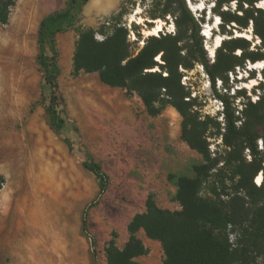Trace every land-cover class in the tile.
<instances>
[{
    "label": "rangeland",
    "instance_id": "1",
    "mask_svg": "<svg viewBox=\"0 0 264 264\" xmlns=\"http://www.w3.org/2000/svg\"><path fill=\"white\" fill-rule=\"evenodd\" d=\"M19 1L11 11L9 23L0 26V35L5 38L4 41L0 39V121L7 114L13 98H19L23 95L22 93H25V88L33 83L36 85L35 98L33 96L29 102L24 100L26 104L14 108V112L22 114V118H25L24 114L40 110L46 103V93L41 94L44 69L38 60L39 26L47 15L55 11L53 9L58 7L63 9L68 0H37L36 3L33 0H26L21 6ZM94 2L95 0H89L77 13L74 26L68 29L66 34L61 33L56 38L58 63L61 70L57 81V93L62 101L60 109H63V113L61 117L65 120V127L61 134L68 139V143L72 146L71 151L67 146L66 149L69 156L73 157V165H68V167L63 165L58 171L59 179L63 178L64 181L71 182L70 188L65 189L63 182L62 190H58L56 199L51 203L43 201L42 208L44 210L43 217L46 214L51 222L55 220V217L60 216L61 210H70L72 213L70 223L89 245V263L107 264L105 248L108 243L114 240L119 248L124 247L130 238L128 224L136 214L145 212L146 201L150 195L154 196L158 207L170 211L180 210V205L176 200L177 178L180 176L193 178L195 176L194 166L201 164L203 160L182 140L183 120L173 107H167L158 117H151L147 114L138 95L128 96L124 89L110 88L104 85L98 74L81 73L78 77L72 75L73 55L79 31L82 30L94 29L98 31L97 40L102 41L104 35L101 34V31L110 34L113 26L120 23L128 28L131 50L136 53L143 45V42L137 38V32H141L146 37L145 32L156 26V20H153L152 16H160L165 11H170L165 19H157L164 23L161 34L183 37L185 40L182 46L186 47L189 43L191 26L184 18L180 17L179 6L170 0H119L114 7L101 11L93 4ZM186 2L194 17L201 19L205 13L206 25L211 24V28H214L212 35L206 31L209 37H213L210 40L206 39L202 33L206 48L209 47L211 50L215 47L218 37L230 39L236 37L238 32L250 35V40H248L250 51L257 50L261 46L260 39L253 33L252 24L249 29L241 30V32L232 30L233 36L228 33L223 34L220 15L214 12L216 0H206L204 9L201 7L202 0H192L193 5L189 0ZM254 7L264 9V0H258ZM198 8H200L199 11H197ZM230 8L235 11L236 4L232 3ZM138 9H140V14L137 17L144 19L142 24H138L137 21L131 22V16ZM228 9L227 6L223 8L224 11ZM122 11L123 16L120 18L119 15ZM35 17V28L32 30L28 22ZM218 20L220 23L217 22ZM227 29L231 31L229 27ZM17 42L33 44L30 59L27 57L26 59L24 54L19 52L20 48L16 45ZM69 44L70 46H68ZM66 46L71 50L68 64L63 63ZM186 52L187 50H184L183 54ZM211 52L208 51V55L212 63L215 57H210ZM46 56L48 58L51 56L49 49L46 51ZM12 63L16 64L14 67L19 70L26 69L28 65L32 67V76L26 78L21 87L14 81V78H9L3 72V68L11 67ZM180 70L184 75L182 83L191 92V97L195 99L200 120L208 122L206 137L212 157L220 159L218 166L205 182L201 196L206 200L227 202L229 199L227 194H223L219 199L213 192V189L220 187L219 180L221 178L219 175L221 174L220 176L224 177L226 192L234 195V184L229 180L232 170L231 168L225 169L223 166L224 158L230 149L224 145L222 136L219 134L224 132L222 104L214 96L213 86L201 64H196L193 70L183 68ZM263 72L264 69L262 71L253 69L251 63L248 62L246 66L236 68V72L229 75L230 80L227 86L218 81L216 89L219 93L228 95L233 107L237 111H241L243 101L250 100L255 103L259 97L264 95ZM255 82L258 85L250 88ZM7 83L8 86H5ZM1 89L8 91L5 94ZM9 122L12 125L9 128L10 138L15 134L19 135V129L23 127L25 120L13 122V119H9ZM261 132L264 134V128L261 129ZM258 147L261 151L258 161H262L264 166V149L261 140L258 142ZM16 154L25 156L28 153L24 149H19ZM248 155L245 150L243 158L247 164L253 160V157L249 158ZM88 158L100 163L103 171L108 175L109 186L101 196L96 177L83 167L84 160ZM219 171L222 172L219 173ZM254 183L257 185L256 179H254ZM70 192H72L71 197ZM239 195L243 197L244 193H239ZM246 199V206L251 216L264 202L263 194L259 196L258 205H254L251 200ZM93 203L96 204L91 207ZM84 217L86 229L83 226ZM243 226H229L227 230L229 235H234L235 247H238L236 240L240 237ZM137 236L149 249V254L140 257L138 262L141 264H163L164 253L161 244L149 240L144 232H139ZM43 248V254L48 256V249L46 246ZM23 256L25 255L23 254ZM6 263L20 264L12 257L7 258ZM255 264H264V257L258 258Z\"/></svg>",
    "mask_w": 264,
    "mask_h": 264
},
{
    "label": "trees",
    "instance_id": "2",
    "mask_svg": "<svg viewBox=\"0 0 264 264\" xmlns=\"http://www.w3.org/2000/svg\"><path fill=\"white\" fill-rule=\"evenodd\" d=\"M17 1L0 0V26L9 23ZM170 1L179 6L180 17L191 26L186 47L182 46L185 39L179 35L160 33L159 36L144 37L137 32V38L144 42V46L133 53L128 39L129 30L120 23L113 26L110 34L101 31L104 35L102 41L97 40L98 31L88 29L79 31L76 42L72 70L74 77L81 73L98 74L104 85L124 89L128 96L138 95L151 117H158L167 107H173L183 120L182 140L203 160L194 166L193 178H177L176 200L180 210L162 209L154 196L150 195L145 212L136 214L128 224L130 238L124 247L119 248L114 240L108 243L105 248L106 261L107 264H141L138 259L149 254L148 247L137 236L143 231L149 240L161 244L163 264H255L258 258L264 257V202L251 216L246 198L258 205L259 196H264V180L260 186L254 183L259 173L264 175L263 163L258 161L261 155L259 140L264 149V134L261 132L264 128V95L255 103L243 101V108L237 111L228 95L219 93L216 85L221 81L227 86L229 75L235 73L236 68H243L248 62L255 64L264 61V9L254 7L258 0H216L214 12L220 15L223 34L233 36V31L241 32L252 24L253 33L260 39L261 46L250 51V43L245 38L224 39L211 63L202 35L206 25L205 13L201 19H197L186 0ZM88 2L68 0L63 9L47 15L39 26L38 60L44 69V81L51 91L47 113L51 126L58 132L65 127V120L61 117L62 101L57 93L61 70L56 38L74 26L77 13ZM232 3L236 4L235 11L230 8ZM225 6L229 7L226 11L223 10ZM169 13L165 11L160 16L153 15L152 19H165ZM122 16L123 11L119 17ZM47 49L51 52L49 58L46 56ZM184 50L187 52L183 54ZM198 63L208 75L214 96L223 107L224 132L219 134L224 145L230 149L223 166L232 170L229 180L234 184V195L226 192L221 174L220 187L213 189V192L219 199L227 194V202L206 200L201 196L205 182L220 159L212 157L206 137L208 122L200 120L195 99L182 83L184 75L180 69L193 70ZM238 122L241 124L238 125ZM245 150H249L253 157L249 164L243 158ZM83 167L97 177L100 196L103 195L108 189L109 178L101 164L88 158L83 162ZM5 183V177L0 175V190ZM239 193H244V196ZM83 222L86 229L85 217ZM229 226H243L236 240L238 247H233L230 242L227 233Z\"/></svg>",
    "mask_w": 264,
    "mask_h": 264
},
{
    "label": "crops",
    "instance_id": "3",
    "mask_svg": "<svg viewBox=\"0 0 264 264\" xmlns=\"http://www.w3.org/2000/svg\"><path fill=\"white\" fill-rule=\"evenodd\" d=\"M24 92L18 95L19 99L13 98L0 121V175L6 179L0 190V264H7L10 257L20 264H90L89 245L70 223L71 211L61 210L53 222L46 214L43 217V201L51 203L56 199L63 182L65 189L70 188L71 182L59 179L58 171L63 165L72 166L73 157L66 149L67 146L71 151L68 139L50 124L47 107L51 91L45 81L41 94L46 93V103L40 110L24 114L22 118L23 115L13 109L26 104L24 100L29 102L33 96L35 98V83L27 86ZM9 119L13 122L25 120L19 135L12 138ZM19 149L28 154H16ZM98 190L100 192L99 181ZM44 246L48 256L43 254Z\"/></svg>",
    "mask_w": 264,
    "mask_h": 264
},
{
    "label": "bare ground",
    "instance_id": "4",
    "mask_svg": "<svg viewBox=\"0 0 264 264\" xmlns=\"http://www.w3.org/2000/svg\"><path fill=\"white\" fill-rule=\"evenodd\" d=\"M25 1L26 0H20L19 1V4H20V6L22 5V4H24L25 3ZM33 1H35V3L37 2V0H33ZM94 1V0H93ZM119 0H95V2L93 3V4H95L96 6H97V9H99V10H101V11H105V10H108L109 8H112V7H114L116 4H117V2H118ZM190 1V3H191V5H193V3H192V0H189ZM206 0H202V5H201V7H203V9H204V2H205ZM43 8H44V6H43ZM199 9L200 8H198L197 9V11H199ZM37 12V11H36ZM140 14V9H138L137 11H135V14H133L132 16H131V22L132 21H137L138 22V24H142V22H143V18L142 17H137L138 15ZM31 15H32V13H31ZM35 22H36V17H35V19H32V21H29L28 22V24H29V27H31V29L32 30H34V28H35ZM24 23V22H23ZM155 23H156V26L155 27H153L152 29H149V30H147L146 32H145V35H146V37H149V36H159V34L163 31V27H164V23H163V21H161V20H156L155 21ZM218 25V24H217ZM204 29L208 32L209 31V33L212 35V31H213V29L214 28H211V24L210 25H204ZM207 32L206 33H204L203 35L206 37V39L207 38H209V40L210 39H212L213 37H209L208 36V34H207ZM13 33V32H12ZM12 33H11V35H12ZM21 34V33H20ZM23 35V34H22ZM9 36V35H8ZM250 35L249 34H246V35H243L242 33H239L238 32V34H237V36L236 37H241V38H245V39H247V40H250V37H249ZM11 37H15V36H11ZM18 37V36H17ZM20 37V36H19ZM0 39H1V41H4L5 40V38H4V36L3 35H0ZM224 39L222 38V37H218L217 38V41H216V45H215V47H213V48H211V50H210V48L209 47H207L206 49L208 50V51H212L210 54H211V58L212 57H215V55H216V51H217V49L220 47V45H221V43H222V41H223ZM144 43V42H143ZM16 45L17 46H19V48H20V51L19 52H21L22 54H24V56H25V58L27 57L28 59H30L31 58V53H32V48H33V44H22V43H20V42H17L16 43ZM68 46H70V44L68 45ZM70 53H71V50H70V48H67V46H66V48H65V56H64V61H63V63H65V64H68V61H69V56H70ZM18 55H21V54H18ZM15 56V55H14ZM13 56V57H14ZM11 57H12V55H11ZM20 57V56H19ZM9 58V57H8ZM15 58H18V57H15ZM26 58V59H27ZM5 59H7V58H5ZM9 59H11V58H9ZM12 61V60H11ZM22 61V60H21ZM14 62V61H13ZM20 62V61H19ZM19 62H17V63H19ZM1 63V62H0ZM6 63V62H5ZM23 64V63H22ZM3 65V64H2ZM14 65H16V64H13L12 63V65H11V67L9 66L8 68H3V72L5 73V75L6 76H9V78H14L15 80L14 81H16L17 82V84H18V86L19 87H21L24 83V80L26 79V78H28V77H30V76H32V70H31V66L30 65H28L27 66V68L25 69V68H23V70H19V69H17V68H15L14 67ZM32 65V64H31ZM251 65H252V67H253V69H261L262 67H264V63H263V61H260V62H257V63H255V64H253V63H251ZM7 67V66H6ZM18 67V66H17ZM25 69V70H24ZM8 79V78H7ZM13 80H12V82H14ZM5 82V81H4ZM11 82V81H10ZM252 85V84H251ZM256 85H258V83L257 82H255L254 84H253V86H251L250 88H252V87H255ZM5 86H8V83L5 85ZM24 90V89H23ZM99 90V89H98ZM1 91H3V93H5V92H7L8 90L7 89H1ZM6 94V93H5ZM3 96V95H2ZM15 96V95H14ZM19 99V98H18ZM7 102V101H6ZM263 182V175H262V173L260 174V175H258L257 177H256V184L258 185V186H260L261 185V183ZM42 233V232H41ZM47 236V235H46ZM39 237H41V236H39ZM43 238H44V234H43ZM39 240V239H38ZM42 243V242H41Z\"/></svg>",
    "mask_w": 264,
    "mask_h": 264
},
{
    "label": "built area",
    "instance_id": "5",
    "mask_svg": "<svg viewBox=\"0 0 264 264\" xmlns=\"http://www.w3.org/2000/svg\"><path fill=\"white\" fill-rule=\"evenodd\" d=\"M102 40H103V39H102ZM222 109H223V107H222ZM247 152H248V154H249L248 157L251 158V155H250V153H249V150H247ZM233 236H234L233 234H230V235H229V237H230V242L233 244V247H235V243H234Z\"/></svg>",
    "mask_w": 264,
    "mask_h": 264
},
{
    "label": "water",
    "instance_id": "6",
    "mask_svg": "<svg viewBox=\"0 0 264 264\" xmlns=\"http://www.w3.org/2000/svg\"><path fill=\"white\" fill-rule=\"evenodd\" d=\"M144 46V43H143V45H142V47Z\"/></svg>",
    "mask_w": 264,
    "mask_h": 264
}]
</instances>
